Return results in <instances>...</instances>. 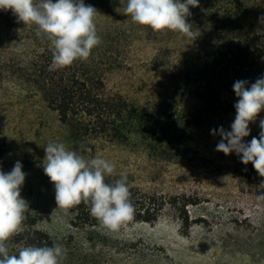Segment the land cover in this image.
<instances>
[{"label":"trees","instance_id":"trees-1","mask_svg":"<svg viewBox=\"0 0 264 264\" xmlns=\"http://www.w3.org/2000/svg\"><path fill=\"white\" fill-rule=\"evenodd\" d=\"M84 3L97 10L96 27L102 40L87 61L49 71L50 43L35 34L33 25L17 22L9 10L0 11V67L21 90L40 97L59 115L70 131L72 149L86 158L103 156L117 146L134 145L147 154L155 147L170 145L179 128L213 123L226 106L235 113V99L230 104L228 100L235 96L232 86L236 80H247L250 86L264 76V22L259 19L264 16V0H199V7L190 8L188 17L199 32L195 40L133 23L123 14L120 0ZM145 45L153 47L151 61L173 65L166 80L180 82L193 96V103L181 108L167 128L156 112L110 91L105 81L109 72L129 66L133 54ZM4 124L5 116L0 115V132ZM99 144L106 147L98 149ZM114 181V174L106 177L107 183ZM129 187L135 215L127 226L156 222L168 205L185 228L202 221L193 218L188 208L202 203L197 197L163 196ZM67 211L71 233L62 245L67 250L65 264H74L76 259L86 258L85 251L93 250L101 239V226L83 203ZM107 236L108 245L118 243L115 233ZM53 243L61 244L45 230L25 225L11 239L10 251ZM139 255L133 249L131 259L135 261Z\"/></svg>","mask_w":264,"mask_h":264},{"label":"rangeland","instance_id":"rangeland-1","mask_svg":"<svg viewBox=\"0 0 264 264\" xmlns=\"http://www.w3.org/2000/svg\"><path fill=\"white\" fill-rule=\"evenodd\" d=\"M153 47L142 46L129 66L109 72L105 81L110 91L124 96L161 116L165 128L181 108L193 103L192 93L176 80H166L173 65L151 61ZM237 101L232 96L229 104ZM198 128H179L170 145L155 147L144 154L136 146H117L100 156L114 163V180L127 173L129 185L142 192L163 196L187 194L202 203L189 206L201 223L185 228L168 205L151 224L123 227L115 235L116 245L104 238L74 264H264V201L256 199L260 177L251 163L244 165L235 153L215 150L220 137L211 134L223 126L231 130L235 113L227 111ZM0 115L5 124L0 132V167L10 172L17 160L27 173L21 196L28 202L23 226L45 230L64 244L70 237L67 208H58L54 185L43 172L44 146L63 142L72 149L70 131L59 115L38 96L21 90L0 67ZM258 115L250 124L249 142L259 137ZM170 122V123H168ZM106 147L99 144L98 149ZM79 248V247H78ZM133 249L140 253L131 259Z\"/></svg>","mask_w":264,"mask_h":264},{"label":"clouds","instance_id":"clouds-1","mask_svg":"<svg viewBox=\"0 0 264 264\" xmlns=\"http://www.w3.org/2000/svg\"><path fill=\"white\" fill-rule=\"evenodd\" d=\"M123 14L140 26L154 32L168 31L195 40L199 32L189 22L190 8L199 7V0H120ZM11 10L17 22L33 25L35 34L46 39L52 48L49 71L87 61L92 50L102 43L96 27L97 10L84 0H0V11ZM264 22V16L259 18ZM238 98L231 130L223 126L211 134L220 140L215 150L225 155L235 153L242 164L251 163L264 178V118L259 120V137L249 142L251 133L264 111V76L249 86L247 80H236L232 86ZM43 172L54 185L58 208H70L83 203L90 216L112 233H119L135 215V206L127 173L121 172L113 183L106 177L114 174V163L102 157L86 158L63 142L50 141L44 146ZM27 173L17 160L10 172L0 167V264H65L66 248L59 243L51 246L26 245L15 253L10 251L11 239L22 231L29 204L21 196ZM256 199L264 201V179L257 186Z\"/></svg>","mask_w":264,"mask_h":264}]
</instances>
